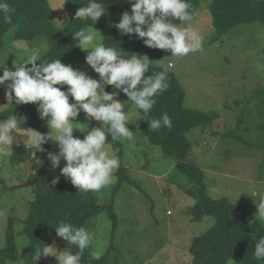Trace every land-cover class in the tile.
<instances>
[{"label": "rangeland", "instance_id": "374dc122", "mask_svg": "<svg viewBox=\"0 0 264 264\" xmlns=\"http://www.w3.org/2000/svg\"><path fill=\"white\" fill-rule=\"evenodd\" d=\"M211 1L201 0L193 20L187 22L202 38V48L184 57H173L161 50L163 61L174 64L172 71L184 90L183 106L218 114L209 128L194 127L187 132L193 150L190 159L204 170L207 194L213 199L225 197L238 204L241 211L255 215L254 202L259 199L256 193H264V21L241 23L218 34L208 9ZM48 2L58 23L66 15L64 0ZM115 5L129 6L131 13L130 0H115ZM177 25L187 26L182 22ZM92 26L102 34L98 25ZM12 35L11 32L5 36L0 52V66L11 70H15L13 61L23 63L34 52L42 56L49 47L44 36L24 41L13 40ZM80 52L78 69L98 79V74L85 63L87 53L81 49ZM117 98L121 102L128 99L122 92ZM6 103L5 87L0 86V111L10 107ZM34 107L36 111V104ZM124 111H128L127 126L134 132L133 139L119 140V157L110 142L106 151L118 157L129 180L118 185L115 170L111 182L95 192L99 203L112 206L116 223L113 227L106 209L93 216L87 223V230L94 236L88 249L100 256L109 253L106 264H189L192 238L212 225L213 218L190 220L187 210L196 200L193 184L177 171L174 157L165 155L160 146L142 134L143 116L132 102ZM36 114L39 117L37 111ZM86 124L89 130L101 126L99 121L86 120L81 112L75 126L86 132ZM103 128L107 132L108 126ZM15 135L19 145L23 144L24 130ZM73 135L83 139L84 133L74 129ZM50 145V151H58L55 142ZM15 146V142L12 147L0 146V247L5 245L11 221L16 250L7 264H34L26 257L29 240L23 233V220L33 198L34 183L25 185L33 161L14 160ZM65 164L62 160L54 170L50 165L44 176H60L59 180L68 181L60 174ZM52 245L58 251L72 247L62 238L55 239ZM43 260L45 264H57L53 256Z\"/></svg>", "mask_w": 264, "mask_h": 264}, {"label": "clouds", "instance_id": "9594fccd", "mask_svg": "<svg viewBox=\"0 0 264 264\" xmlns=\"http://www.w3.org/2000/svg\"><path fill=\"white\" fill-rule=\"evenodd\" d=\"M130 3L131 13L124 11L119 22L111 25L121 35L134 34L145 46L170 52L173 57H184L202 48V38L187 23L195 15L190 0H130ZM14 11L7 0H0V18L5 24L12 23ZM105 14L107 9L102 3L89 0L87 6L76 10L74 19L91 20L94 25ZM173 20L187 26L180 27ZM92 25L72 32V37L75 46L87 53L85 63L98 74V79L62 63L61 59L42 60L38 52L29 55L23 63L13 61L15 70L0 66L3 70L0 86L5 87L6 104H36L39 118L49 129L47 133L25 129L21 138L25 149L31 150L32 161L35 164L43 162L37 154L46 151L43 145L55 142L58 151H47L51 168L54 170L62 160L65 161L60 174L82 194L100 191L111 182L114 171L120 167L118 157L110 156L106 151L109 144L106 138L110 135L111 141L133 139L134 132L127 126L128 111H124L128 102L147 116L156 104L155 97L168 89V74L174 67L169 62L162 65L161 71L146 75L151 62L147 55L132 54L130 58H123V51L105 46L104 35ZM109 85L114 91L105 90ZM121 92L128 97L126 101L117 98ZM81 112L86 120L99 121L101 126L89 130L86 124V132L76 127L75 120ZM21 121L25 118L15 114L0 120V146L12 147L14 142L19 145L20 140L15 134L20 131ZM147 123L149 131H158L162 127L170 130L173 126L166 112ZM104 125L108 126L107 133ZM74 129L84 133L83 139L74 137ZM59 179L60 176L55 177L51 185ZM256 195L259 197L254 202L257 212L249 223L259 221L264 224V193L257 192ZM54 229L68 247L76 246L78 251L73 253L66 248L58 251L55 245L43 244L33 250L31 258L35 264L41 257L48 256H53L57 264H81L84 251L93 244V234L83 226L77 227L64 220ZM254 248L255 259L264 260V236L255 242ZM92 258L99 259L100 253H94Z\"/></svg>", "mask_w": 264, "mask_h": 264}, {"label": "trees", "instance_id": "16d2710c", "mask_svg": "<svg viewBox=\"0 0 264 264\" xmlns=\"http://www.w3.org/2000/svg\"><path fill=\"white\" fill-rule=\"evenodd\" d=\"M200 1L190 0L191 11L194 12L197 9ZM7 2L15 11L12 13L11 24H5L0 18V52L5 36L11 32L13 40L32 41L44 36L49 47L41 56L42 60L51 62L61 59L62 63L78 69L82 55L79 47L74 44L72 32L87 27L92 24V21L74 19V17L76 10L87 6L89 0H64L66 15L62 16L58 23L48 0H7ZM97 2L102 3L107 9V14L101 16L95 23L104 35L105 46L115 47L118 51L120 49L123 51L121 55L126 59L132 54L147 55L151 62L146 75L161 71L162 65L167 63L163 61L160 49L145 46L141 40L136 39L134 34L121 35L115 27L111 26L119 22L122 13L128 11L129 6L117 7L115 0H97ZM208 9L218 34L241 23L264 21V0H212L208 4ZM172 22L179 24L181 21L173 20ZM262 55L264 60V47ZM168 83V89L155 97L156 104L147 116L138 109L143 116L140 130L150 143L160 146L165 155L175 158L177 171L183 173L193 184L196 200L187 210L190 220L199 222L205 216L213 218L212 225L201 235L192 238L189 246L191 256L189 264H230V262L231 264H264V260H257L254 257L255 242L264 236V224L259 221L249 223L254 218V214L241 211L238 204L232 203L225 197L211 198L207 194L204 170L190 159L193 150L187 132L194 127L209 128L218 118V114L183 106L184 90L172 70L168 74ZM66 88L65 85L64 89ZM105 90L111 92L114 91V87L109 85ZM9 106L0 111V120L15 114L25 118V121H21L20 130L32 128L41 133L49 131L45 122L37 116L33 103L20 105L9 103ZM165 112L171 118L172 128L169 130L162 127L158 131H149L147 122L153 118H159ZM106 141L112 144L119 157L122 152L120 141H111L110 135L107 136ZM43 147L46 151L37 154L43 162L40 164L32 162V171L35 176L33 198L29 202L28 212L23 220V233L29 240L26 257L34 264L31 258L33 250L43 244L52 245L53 241L59 238L54 227L61 220L87 229L90 219L106 209L113 221V227L116 223L112 206L99 203L95 192L82 194L69 181L59 180L55 185H51L53 179L44 176V170L50 166L47 159V151L51 150L50 142ZM29 151L23 144L17 145L13 148L12 158L14 160L29 159ZM126 172L127 169L122 166L116 170L118 185L123 180H129ZM10 225L11 221L7 229L5 245L0 247V264H7L15 254L16 246ZM112 249L113 245L109 250ZM70 251L75 253L78 248L72 246ZM108 255L109 253H106L99 259H93V254L86 249L82 255L81 264H106ZM43 259L44 257H41L38 264H45Z\"/></svg>", "mask_w": 264, "mask_h": 264}, {"label": "water", "instance_id": "95a60500", "mask_svg": "<svg viewBox=\"0 0 264 264\" xmlns=\"http://www.w3.org/2000/svg\"><path fill=\"white\" fill-rule=\"evenodd\" d=\"M34 181H35L34 173H31L29 175L28 181H27V183L25 185H31V183H34Z\"/></svg>", "mask_w": 264, "mask_h": 264}, {"label": "crops", "instance_id": "0c3cea01", "mask_svg": "<svg viewBox=\"0 0 264 264\" xmlns=\"http://www.w3.org/2000/svg\"><path fill=\"white\" fill-rule=\"evenodd\" d=\"M25 160H26V159H25ZM29 160H31V161H32V159H31V158H29ZM31 173H33V171H32V165H31V167H30V169H29V172H28V174L26 175V178H27V179L29 178V175H30Z\"/></svg>", "mask_w": 264, "mask_h": 264}]
</instances>
